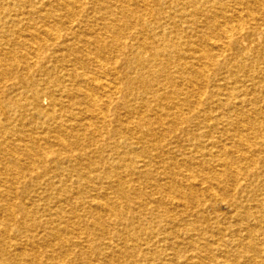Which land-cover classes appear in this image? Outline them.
Listing matches in <instances>:
<instances>
[{"label":"bare ground","instance_id":"bare-ground-1","mask_svg":"<svg viewBox=\"0 0 264 264\" xmlns=\"http://www.w3.org/2000/svg\"><path fill=\"white\" fill-rule=\"evenodd\" d=\"M0 264H264V0H0Z\"/></svg>","mask_w":264,"mask_h":264}]
</instances>
